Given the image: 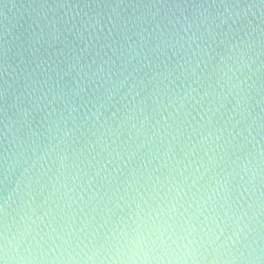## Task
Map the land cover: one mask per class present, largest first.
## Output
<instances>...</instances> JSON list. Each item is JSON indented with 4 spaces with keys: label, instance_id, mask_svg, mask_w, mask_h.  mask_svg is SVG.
Returning a JSON list of instances; mask_svg holds the SVG:
<instances>
[{
    "label": "water",
    "instance_id": "95a60500",
    "mask_svg": "<svg viewBox=\"0 0 264 264\" xmlns=\"http://www.w3.org/2000/svg\"><path fill=\"white\" fill-rule=\"evenodd\" d=\"M2 264H264V0H0Z\"/></svg>",
    "mask_w": 264,
    "mask_h": 264
},
{
    "label": "snow or ice",
    "instance_id": "6c2138e0",
    "mask_svg": "<svg viewBox=\"0 0 264 264\" xmlns=\"http://www.w3.org/2000/svg\"><path fill=\"white\" fill-rule=\"evenodd\" d=\"M0 264H2V262H0Z\"/></svg>",
    "mask_w": 264,
    "mask_h": 264
}]
</instances>
